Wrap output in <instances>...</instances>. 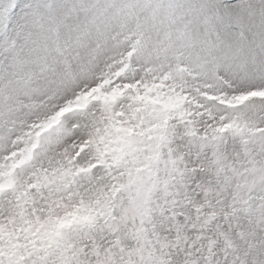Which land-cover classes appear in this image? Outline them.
<instances>
[{"label":"rangeland","instance_id":"obj_1","mask_svg":"<svg viewBox=\"0 0 264 264\" xmlns=\"http://www.w3.org/2000/svg\"><path fill=\"white\" fill-rule=\"evenodd\" d=\"M0 264H264V0H0Z\"/></svg>","mask_w":264,"mask_h":264}]
</instances>
